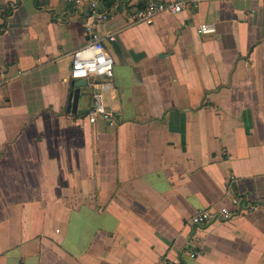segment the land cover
<instances>
[{
    "label": "crops",
    "instance_id": "crops-1",
    "mask_svg": "<svg viewBox=\"0 0 264 264\" xmlns=\"http://www.w3.org/2000/svg\"><path fill=\"white\" fill-rule=\"evenodd\" d=\"M100 4L111 119L90 122L88 82L66 110L86 6L0 0V264H264V2L151 24L131 22L140 0ZM233 195L259 208L188 223Z\"/></svg>",
    "mask_w": 264,
    "mask_h": 264
},
{
    "label": "built area",
    "instance_id": "built-area-1",
    "mask_svg": "<svg viewBox=\"0 0 264 264\" xmlns=\"http://www.w3.org/2000/svg\"><path fill=\"white\" fill-rule=\"evenodd\" d=\"M76 6H86L88 17L84 23V32L87 41L84 46L73 51L70 56V76L72 79L86 78L88 85L93 88L92 105L88 112V119L94 122L97 117L105 120L111 119V113L104 107L102 101V91L111 81L113 75V58L105 46L106 41H114L116 33L112 31L101 32L99 29L109 18V13L101 6L100 0H65ZM141 5L133 9L130 13L132 24H151L154 18L160 13L177 14L186 9H197L200 0H140ZM264 2V0H261ZM201 33H211L215 31L213 25L201 23L198 26ZM8 73L0 67V85L8 79ZM230 178H233L231 176ZM231 207L225 205L212 206L200 209L188 218V223L193 225H203L215 218L223 221L229 220L236 215L255 211L259 204L246 202L240 197H231ZM198 252L193 250L188 253V258L193 260ZM156 264H186L163 258Z\"/></svg>",
    "mask_w": 264,
    "mask_h": 264
},
{
    "label": "water",
    "instance_id": "water-1",
    "mask_svg": "<svg viewBox=\"0 0 264 264\" xmlns=\"http://www.w3.org/2000/svg\"><path fill=\"white\" fill-rule=\"evenodd\" d=\"M87 85L86 78H77L71 80V91L69 93V102L67 104L66 110L67 111H76L77 102L79 98V92L81 87H85Z\"/></svg>",
    "mask_w": 264,
    "mask_h": 264
},
{
    "label": "trees",
    "instance_id": "trees-1",
    "mask_svg": "<svg viewBox=\"0 0 264 264\" xmlns=\"http://www.w3.org/2000/svg\"><path fill=\"white\" fill-rule=\"evenodd\" d=\"M1 15H2V17H3V19L5 20L6 18H7V16L9 15V10L7 9H1Z\"/></svg>",
    "mask_w": 264,
    "mask_h": 264
}]
</instances>
